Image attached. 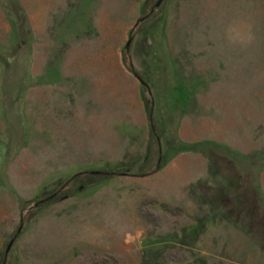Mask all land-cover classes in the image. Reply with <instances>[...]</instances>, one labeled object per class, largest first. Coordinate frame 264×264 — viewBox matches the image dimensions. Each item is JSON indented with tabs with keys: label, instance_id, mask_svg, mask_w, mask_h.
<instances>
[{
	"label": "rangeland",
	"instance_id": "obj_1",
	"mask_svg": "<svg viewBox=\"0 0 264 264\" xmlns=\"http://www.w3.org/2000/svg\"><path fill=\"white\" fill-rule=\"evenodd\" d=\"M158 1L0 0V264H264V0Z\"/></svg>",
	"mask_w": 264,
	"mask_h": 264
},
{
	"label": "clouds",
	"instance_id": "obj_2",
	"mask_svg": "<svg viewBox=\"0 0 264 264\" xmlns=\"http://www.w3.org/2000/svg\"><path fill=\"white\" fill-rule=\"evenodd\" d=\"M223 41L233 47H247L254 40V35L251 29L242 20H233L225 25Z\"/></svg>",
	"mask_w": 264,
	"mask_h": 264
},
{
	"label": "water",
	"instance_id": "obj_3",
	"mask_svg": "<svg viewBox=\"0 0 264 264\" xmlns=\"http://www.w3.org/2000/svg\"><path fill=\"white\" fill-rule=\"evenodd\" d=\"M162 1H163V0H159V1L157 2L156 6H159L160 3H161ZM127 45H129V43H128ZM137 78L140 80V82H141L143 85H146L145 82H144L142 79H140L139 77H137ZM51 198H53V196L47 198L45 201H48V200H50ZM45 201H40V202H38L36 205H38V204H40V203H42V202H45Z\"/></svg>",
	"mask_w": 264,
	"mask_h": 264
},
{
	"label": "flooded vegetation",
	"instance_id": "obj_4",
	"mask_svg": "<svg viewBox=\"0 0 264 264\" xmlns=\"http://www.w3.org/2000/svg\"><path fill=\"white\" fill-rule=\"evenodd\" d=\"M54 196H56V195H54Z\"/></svg>",
	"mask_w": 264,
	"mask_h": 264
}]
</instances>
